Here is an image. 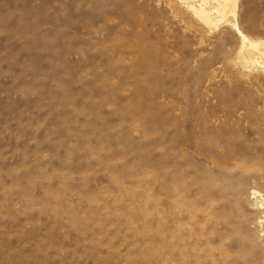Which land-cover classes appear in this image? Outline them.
<instances>
[{
    "label": "rangeland",
    "instance_id": "rangeland-1",
    "mask_svg": "<svg viewBox=\"0 0 264 264\" xmlns=\"http://www.w3.org/2000/svg\"><path fill=\"white\" fill-rule=\"evenodd\" d=\"M237 30L264 47V0L211 26L0 0V264H264V64Z\"/></svg>",
    "mask_w": 264,
    "mask_h": 264
},
{
    "label": "bare ground",
    "instance_id": "bare-ground-1",
    "mask_svg": "<svg viewBox=\"0 0 264 264\" xmlns=\"http://www.w3.org/2000/svg\"><path fill=\"white\" fill-rule=\"evenodd\" d=\"M187 4L188 8L204 24L216 25L230 13L235 14L236 0H180ZM214 1L215 5L209 7V2ZM215 13V15L213 14ZM241 39V52L246 63L261 62L264 64V47L261 43L246 38L237 30Z\"/></svg>",
    "mask_w": 264,
    "mask_h": 264
}]
</instances>
